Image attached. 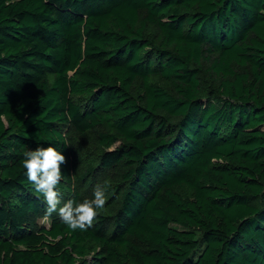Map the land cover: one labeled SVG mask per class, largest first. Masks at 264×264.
<instances>
[{"label":"trees","instance_id":"obj_1","mask_svg":"<svg viewBox=\"0 0 264 264\" xmlns=\"http://www.w3.org/2000/svg\"><path fill=\"white\" fill-rule=\"evenodd\" d=\"M0 117V264H264V0H0ZM67 126L127 167L87 231L22 166L79 202Z\"/></svg>","mask_w":264,"mask_h":264},{"label":"clouds","instance_id":"obj_2","mask_svg":"<svg viewBox=\"0 0 264 264\" xmlns=\"http://www.w3.org/2000/svg\"><path fill=\"white\" fill-rule=\"evenodd\" d=\"M23 155L22 166L26 170L27 179L43 196L47 206L44 221L47 222L53 213H57L62 223L71 231H87L91 228L98 210L107 203V182L94 186L91 199H84L82 202L69 199L62 203L57 185L62 179V165L67 163L66 156L51 145L38 146L25 151Z\"/></svg>","mask_w":264,"mask_h":264},{"label":"rangeland","instance_id":"obj_3","mask_svg":"<svg viewBox=\"0 0 264 264\" xmlns=\"http://www.w3.org/2000/svg\"><path fill=\"white\" fill-rule=\"evenodd\" d=\"M104 131L98 127L88 132L85 136H81L70 126L64 129L67 144L74 160L72 183L79 195V202L92 198L93 188L97 183L103 184L105 181L107 182V203L102 209L98 210L100 215H108L116 207L118 203L117 194L123 185L122 176L127 171V167L124 164L111 170H101L99 168L98 157L102 154L103 149L99 144L98 136ZM90 167L93 168V171L87 174ZM48 223L49 220L45 222L44 218L37 220L39 225L47 226Z\"/></svg>","mask_w":264,"mask_h":264}]
</instances>
